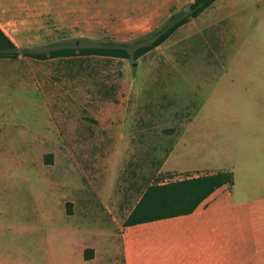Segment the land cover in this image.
Masks as SVG:
<instances>
[{
    "label": "rangeland",
    "instance_id": "1",
    "mask_svg": "<svg viewBox=\"0 0 264 264\" xmlns=\"http://www.w3.org/2000/svg\"><path fill=\"white\" fill-rule=\"evenodd\" d=\"M30 1L5 25L44 50L137 37L193 0ZM12 61L30 74L0 70V264H125V221L148 187L213 154L199 139L205 101L239 67L264 63V0H216L138 59Z\"/></svg>",
    "mask_w": 264,
    "mask_h": 264
},
{
    "label": "crops",
    "instance_id": "2",
    "mask_svg": "<svg viewBox=\"0 0 264 264\" xmlns=\"http://www.w3.org/2000/svg\"><path fill=\"white\" fill-rule=\"evenodd\" d=\"M31 4L0 0V27L18 46L27 45L25 36L5 23ZM24 56L0 57V70L24 67L30 74L28 64L12 61ZM239 68V75L224 77L229 86L216 88L199 110L200 143L211 142L213 154L207 151L210 158L198 166L165 169L180 175L231 170L234 184L217 188L191 213L125 224V264H264V63ZM8 77L0 74V80ZM176 152L177 145L167 160ZM88 248L84 258L96 261L97 252L87 257Z\"/></svg>",
    "mask_w": 264,
    "mask_h": 264
},
{
    "label": "trees",
    "instance_id": "3",
    "mask_svg": "<svg viewBox=\"0 0 264 264\" xmlns=\"http://www.w3.org/2000/svg\"><path fill=\"white\" fill-rule=\"evenodd\" d=\"M215 1L193 0L187 6L174 10L161 26L131 39H115L108 36L80 37L74 40L54 41L49 49L44 50H37L31 46H18L0 27V57H18L23 54L46 59L74 55H99L138 59L168 40L179 27L199 16ZM174 174L180 175V173ZM234 182L233 171L220 169L187 171L179 178L152 184L132 210L125 224L191 213L217 188L233 185ZM89 249H86L87 257L91 256L88 254Z\"/></svg>",
    "mask_w": 264,
    "mask_h": 264
}]
</instances>
